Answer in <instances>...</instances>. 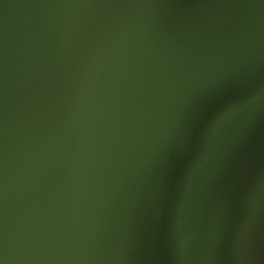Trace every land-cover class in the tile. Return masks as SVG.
I'll use <instances>...</instances> for the list:
<instances>
[{
  "label": "water",
  "instance_id": "1",
  "mask_svg": "<svg viewBox=\"0 0 264 264\" xmlns=\"http://www.w3.org/2000/svg\"><path fill=\"white\" fill-rule=\"evenodd\" d=\"M0 264H264V0H0Z\"/></svg>",
  "mask_w": 264,
  "mask_h": 264
}]
</instances>
